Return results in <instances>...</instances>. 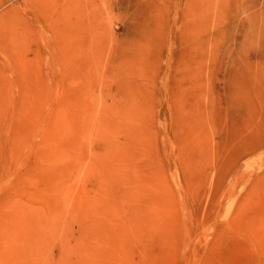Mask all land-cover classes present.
<instances>
[{"label":"rangeland","instance_id":"obj_1","mask_svg":"<svg viewBox=\"0 0 264 264\" xmlns=\"http://www.w3.org/2000/svg\"><path fill=\"white\" fill-rule=\"evenodd\" d=\"M0 264H264V0H0Z\"/></svg>","mask_w":264,"mask_h":264}]
</instances>
